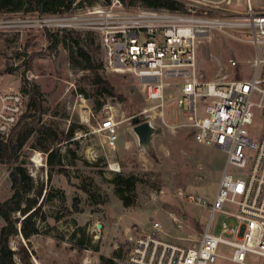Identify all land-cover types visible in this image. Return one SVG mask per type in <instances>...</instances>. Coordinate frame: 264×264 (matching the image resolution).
Returning <instances> with one entry per match:
<instances>
[{"label": "rangeland", "instance_id": "rangeland-1", "mask_svg": "<svg viewBox=\"0 0 264 264\" xmlns=\"http://www.w3.org/2000/svg\"><path fill=\"white\" fill-rule=\"evenodd\" d=\"M99 4L100 0L63 15H40L25 10L0 12V80L23 91L25 86L38 84L44 110L40 123L50 128L49 134L37 132L29 139L18 161L33 176L37 187L43 186L40 202L45 195L54 194L52 200H44L34 218L40 232L30 239L21 232L10 239L12 249L21 245L28 249L29 264H101L102 256L119 264L127 257L132 238L145 233L153 220L164 224L170 240L193 245L194 238L207 226L211 212L208 206L197 204L190 197L213 201L226 163L223 150L197 142L190 128L175 126L181 117L173 105H166L163 118L154 112L151 144H140L132 117L138 115L141 121L147 120L144 110L152 103L146 98L139 78L129 71L113 72L105 67L97 30L77 24L75 27L55 24L56 19L83 15L89 7ZM130 6L147 7L140 2ZM188 7L185 3L182 9ZM71 30L74 34L81 33L82 46L91 55L97 72L113 87L114 96L97 92L95 72L86 67L75 49L65 43L52 45L49 33L63 37ZM234 35L246 37L242 32L215 30L202 39L197 54L202 80L221 83L251 76L254 46ZM175 82L180 83L181 78H175ZM177 93L176 87L166 89L167 96ZM27 111V114L35 112L33 108ZM107 118L118 124L114 146L107 143L108 132L100 129ZM26 120L29 119H23L15 130ZM73 125L78 127L68 138ZM263 129L264 114L258 111L251 128L254 141L260 139ZM55 133L63 137L62 141L52 142ZM39 140L50 144L49 151L40 147ZM53 149L61 151L66 171L60 172L58 165L48 164ZM37 153L41 164L33 160ZM12 165L0 162V203L13 194ZM119 175L135 178L131 189L119 185L130 203L115 190L118 184L114 180ZM225 208L237 213L230 204ZM230 213H216L210 232L220 234L224 223L237 224V218ZM14 217L19 218L21 231L20 221L25 216L16 213ZM4 223L0 217V229ZM219 252L225 257H219L214 264H242L230 259L232 247L222 245ZM16 260L23 264L19 254ZM246 262L262 264V259L248 253Z\"/></svg>", "mask_w": 264, "mask_h": 264}, {"label": "built area", "instance_id": "built-area-1", "mask_svg": "<svg viewBox=\"0 0 264 264\" xmlns=\"http://www.w3.org/2000/svg\"><path fill=\"white\" fill-rule=\"evenodd\" d=\"M178 1L190 7L132 8L120 0L109 4L100 0L99 6L89 7L85 14L55 23L62 27L77 24L100 33L105 67L113 72L129 71L139 78L152 103L144 113L153 125L154 112L163 118L166 105H173L181 117L176 127L190 128L197 142L227 155L214 200L190 197L211 212L194 244L170 240L164 224L153 220L145 233L132 238L130 251L119 264H214L225 257L219 252L222 245L234 249L230 259L235 262L248 264V253H254L264 264V129L258 141L251 136L256 112L264 114V0ZM215 30L242 32L246 37L234 36L254 46L248 79L217 83L200 78L198 46ZM177 77L180 83L175 82ZM172 86L178 93L167 96L166 89ZM27 109V93L0 80L2 138L12 134ZM117 125L112 118L101 125L108 132V145L116 144ZM228 204L237 213H230L225 208ZM218 212L234 215L238 223H224L220 234L210 232Z\"/></svg>", "mask_w": 264, "mask_h": 264}, {"label": "trees", "instance_id": "trees-1", "mask_svg": "<svg viewBox=\"0 0 264 264\" xmlns=\"http://www.w3.org/2000/svg\"><path fill=\"white\" fill-rule=\"evenodd\" d=\"M98 0H0V12H14V11H37L40 15H63L73 12L76 8L82 6L93 5ZM104 3L109 4L112 0H103ZM140 2L143 6L153 8H169L178 9L184 5L178 0H130V5ZM68 30V29H67ZM71 31L62 34L63 37H58L59 34L49 33L48 36L55 47L59 43H65L70 45L76 50V53L86 63V67L95 72L94 83L97 85V92L100 95L114 96L115 92L113 87L105 80L94 68V61L89 52L82 46L81 33H73ZM92 34L89 32V35ZM25 93H28V109H34V114L24 113L20 123L23 119L26 120L20 129L15 130L20 123L14 128V132L11 134V138L6 140L0 136V162L11 163V180L13 194L10 198L0 203V217L4 220V225L0 229V264H19L16 260V255H20L23 264L30 263V255L28 249L21 245L17 250L12 249L10 245V239L14 235H18L20 232L27 239H30L32 235L38 234L40 228L34 219L41 209L44 200H52L54 194L49 193L43 197L40 202V198L43 196V186L37 187L36 181L33 176L28 172L27 168L19 161V156L22 149L26 146L29 139L37 132L42 134H49L50 128L40 122V113H44L42 106V91L40 86L36 83L31 85V88L24 87ZM39 112L37 114V112ZM78 126L73 125L69 129L68 138L74 135V132ZM63 137L57 133L52 135V142L62 141ZM41 142V148L45 151H49L50 144ZM43 143V144H42ZM48 164L51 167L58 165L59 171L64 172L66 169L63 166V155L59 149H53L48 155ZM118 186L115 190L121 195V198L126 202L130 203L131 200L124 194L120 188V184H124L127 188L134 187L135 178L132 176L125 177L119 175L114 180ZM36 190L35 195H32L33 191ZM39 204V205H38ZM35 208V209H34ZM34 209V210H33ZM16 213H21L25 216L21 222V231L18 228L19 218H15ZM101 264H118L114 259L106 256L101 257Z\"/></svg>", "mask_w": 264, "mask_h": 264}, {"label": "water", "instance_id": "water-1", "mask_svg": "<svg viewBox=\"0 0 264 264\" xmlns=\"http://www.w3.org/2000/svg\"><path fill=\"white\" fill-rule=\"evenodd\" d=\"M120 1L125 7L128 6V0ZM132 123L134 124V131L139 139L140 144L150 145L152 136L155 132L154 125L149 120L141 121L138 115L132 117Z\"/></svg>", "mask_w": 264, "mask_h": 264}, {"label": "bare ground", "instance_id": "bare-ground-1", "mask_svg": "<svg viewBox=\"0 0 264 264\" xmlns=\"http://www.w3.org/2000/svg\"><path fill=\"white\" fill-rule=\"evenodd\" d=\"M36 162H38V164H41L42 162H40V153H37L34 157H33Z\"/></svg>", "mask_w": 264, "mask_h": 264}]
</instances>
